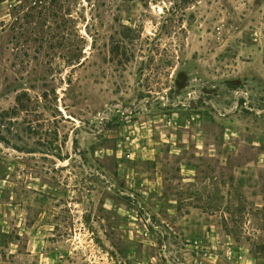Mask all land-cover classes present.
<instances>
[{
	"label": "rangeland",
	"instance_id": "rangeland-1",
	"mask_svg": "<svg viewBox=\"0 0 264 264\" xmlns=\"http://www.w3.org/2000/svg\"><path fill=\"white\" fill-rule=\"evenodd\" d=\"M0 264H264V0H0Z\"/></svg>",
	"mask_w": 264,
	"mask_h": 264
}]
</instances>
